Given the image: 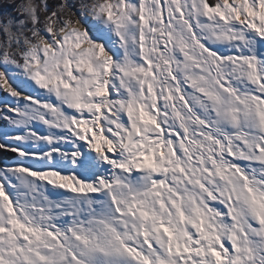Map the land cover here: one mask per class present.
Returning <instances> with one entry per match:
<instances>
[{
	"label": "snow or ice",
	"instance_id": "obj_1",
	"mask_svg": "<svg viewBox=\"0 0 264 264\" xmlns=\"http://www.w3.org/2000/svg\"><path fill=\"white\" fill-rule=\"evenodd\" d=\"M0 264H264V0H0Z\"/></svg>",
	"mask_w": 264,
	"mask_h": 264
},
{
	"label": "rangeland",
	"instance_id": "obj_2",
	"mask_svg": "<svg viewBox=\"0 0 264 264\" xmlns=\"http://www.w3.org/2000/svg\"><path fill=\"white\" fill-rule=\"evenodd\" d=\"M3 94L0 93V98H2ZM4 127V122L3 121H0V128ZM0 155H4L6 156L7 154H0Z\"/></svg>",
	"mask_w": 264,
	"mask_h": 264
},
{
	"label": "trees",
	"instance_id": "obj_3",
	"mask_svg": "<svg viewBox=\"0 0 264 264\" xmlns=\"http://www.w3.org/2000/svg\"><path fill=\"white\" fill-rule=\"evenodd\" d=\"M50 3H55L56 0H49ZM4 155H0V158H2Z\"/></svg>",
	"mask_w": 264,
	"mask_h": 264
}]
</instances>
